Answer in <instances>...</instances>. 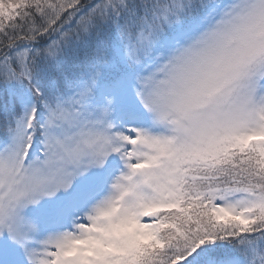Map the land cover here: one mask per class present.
<instances>
[{
    "label": "snow or ice",
    "instance_id": "6c2138e0",
    "mask_svg": "<svg viewBox=\"0 0 264 264\" xmlns=\"http://www.w3.org/2000/svg\"><path fill=\"white\" fill-rule=\"evenodd\" d=\"M0 264H264V0H0Z\"/></svg>",
    "mask_w": 264,
    "mask_h": 264
}]
</instances>
